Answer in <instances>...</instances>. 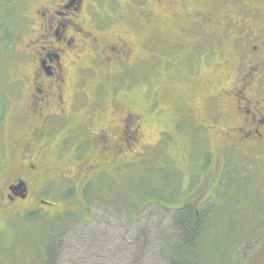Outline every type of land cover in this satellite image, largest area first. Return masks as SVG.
<instances>
[{
	"label": "rangeland",
	"instance_id": "obj_1",
	"mask_svg": "<svg viewBox=\"0 0 264 264\" xmlns=\"http://www.w3.org/2000/svg\"><path fill=\"white\" fill-rule=\"evenodd\" d=\"M17 1L0 2V20ZM180 1L189 19L163 21L165 12L154 0H111L105 6L102 16L110 21L109 31L132 42L138 64L104 70L88 65L92 61L84 57L82 66L90 69L79 87L93 101L103 91L107 99L127 90L130 109L145 117L140 142L83 187V178L72 182L52 176L43 196L51 206L0 211V264H170L186 254L190 264H264V167L224 158L222 126L207 134L194 111L203 105L210 109L228 69L214 40L223 35L219 28L225 11H232L238 0ZM142 5L154 9L158 19L147 20ZM8 16L9 36L0 40V155L10 156L11 167L0 173V189L20 159L12 148L24 124L14 95L20 74L30 72L18 58L27 34L21 33L23 21ZM69 79L76 81L77 74L69 73ZM80 100L86 105L79 114L93 112L98 123L103 114L96 105ZM224 104L216 103V111ZM60 136L46 137L50 175L60 169L72 174L76 161L97 153L76 151L69 142L65 149ZM193 215L200 227L194 246L185 248L184 222Z\"/></svg>",
	"mask_w": 264,
	"mask_h": 264
},
{
	"label": "flooded vegetation",
	"instance_id": "obj_2",
	"mask_svg": "<svg viewBox=\"0 0 264 264\" xmlns=\"http://www.w3.org/2000/svg\"><path fill=\"white\" fill-rule=\"evenodd\" d=\"M139 1L143 4L145 0ZM110 2L18 0L14 10L2 13L0 40L9 36L6 32L12 23L10 13L23 21L21 33L27 34L18 58L30 72L20 74L16 81L14 106L21 108L24 126L17 133L21 135L20 141L12 150L20 159L13 165V175L7 185L0 189V211L16 206L29 212L51 206L53 203L43 196L49 191L47 181L52 176L72 182L83 178L80 181L83 187L107 168L119 164L124 156L122 152L140 142L145 117L141 111L130 109L127 90L107 99L103 91L101 99L93 101L79 87L90 69L82 66L84 57L92 61L88 65L104 70H125L138 64L132 42L114 30L109 31L110 21L102 16ZM154 2L165 12L163 21L181 20L184 15L189 19L188 7L180 0ZM30 7H33L31 12L26 13ZM142 7L147 20L158 19L154 9ZM224 15L219 28L223 35H217L214 42L217 52L223 53L228 69L221 74L223 81L210 109L206 110L208 105H203L194 109L195 115L209 135L222 126L224 158L228 155L242 163L254 162L257 167H264V0H238L232 11L227 9ZM220 44L225 50H220ZM71 72L77 74L74 82L69 79ZM108 77L114 90L119 91L115 76ZM81 96L83 102L93 103L97 113L103 114L98 123L93 112L79 114L78 109L86 105L81 102ZM218 98L225 104L216 111V103L221 102ZM56 134L61 135L59 144L65 149L69 148L65 145L69 142L76 151L88 148L96 149L97 153L76 161L72 174L68 169H60L58 174L50 175L48 162L51 161L45 158L44 151L47 138H55ZM10 164V156L1 154L0 173L11 167Z\"/></svg>",
	"mask_w": 264,
	"mask_h": 264
},
{
	"label": "trees",
	"instance_id": "obj_3",
	"mask_svg": "<svg viewBox=\"0 0 264 264\" xmlns=\"http://www.w3.org/2000/svg\"><path fill=\"white\" fill-rule=\"evenodd\" d=\"M186 209V208H185ZM192 216V215H191ZM190 218V217H189ZM192 221L191 222H184L185 224H184V226H185V230H183L184 231V247L186 248V246L187 247H192V246H194V244H195V241H194V237H195V235L197 234V231H198V229H199V221L197 220V217L196 216H194L193 215V217H192V219H191ZM58 221H60V220H58ZM58 224H61L60 222H57ZM59 226V225H58ZM53 231V230H52ZM183 235V234H182ZM50 237V236H49ZM47 238V241L49 242V246H50V242L52 241V239L54 238L53 236L51 237V238ZM48 246V247H49ZM186 259H178V260H171V263L170 264H190V261L187 259L188 258V256H187V254H186V256H184ZM37 264H42V263H40V261H39V263H37Z\"/></svg>",
	"mask_w": 264,
	"mask_h": 264
}]
</instances>
